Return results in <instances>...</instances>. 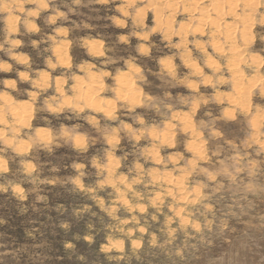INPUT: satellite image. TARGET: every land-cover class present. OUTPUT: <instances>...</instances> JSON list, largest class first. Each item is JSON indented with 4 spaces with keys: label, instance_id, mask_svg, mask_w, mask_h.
Listing matches in <instances>:
<instances>
[{
    "label": "rangeland",
    "instance_id": "obj_1",
    "mask_svg": "<svg viewBox=\"0 0 264 264\" xmlns=\"http://www.w3.org/2000/svg\"><path fill=\"white\" fill-rule=\"evenodd\" d=\"M0 264H264V0H0Z\"/></svg>",
    "mask_w": 264,
    "mask_h": 264
}]
</instances>
